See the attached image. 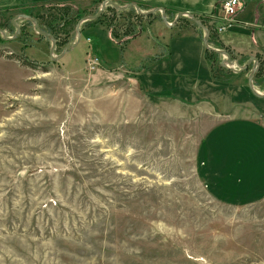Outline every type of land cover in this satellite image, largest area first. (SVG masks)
I'll use <instances>...</instances> for the list:
<instances>
[{
  "label": "rangeland",
  "instance_id": "rangeland-1",
  "mask_svg": "<svg viewBox=\"0 0 264 264\" xmlns=\"http://www.w3.org/2000/svg\"><path fill=\"white\" fill-rule=\"evenodd\" d=\"M7 7L2 24L1 14L19 12ZM121 11H105L115 28L92 22L112 37L149 20L134 7ZM18 24L27 37L0 41V264H264V193L213 191L201 159L205 125L173 98H146L133 68L108 65L85 40L68 50L69 65L46 55L40 68H25L5 46L26 55L42 36ZM176 25L196 29L189 16ZM123 39L112 37L118 48Z\"/></svg>",
  "mask_w": 264,
  "mask_h": 264
},
{
  "label": "crops",
  "instance_id": "crops-1",
  "mask_svg": "<svg viewBox=\"0 0 264 264\" xmlns=\"http://www.w3.org/2000/svg\"><path fill=\"white\" fill-rule=\"evenodd\" d=\"M102 1L0 0V7L8 6L5 8L8 11L17 7L19 12L15 15H20L24 14V9L37 11L44 5L64 3L88 10L92 6H101ZM113 1L118 5L136 2L145 7L162 6L168 21H174L180 11H190L199 20L205 17L216 29L224 0ZM243 2L237 17L239 23L220 34L213 28V37L232 51L233 62L241 69L248 66L236 71L224 67L225 58H221V66L226 71L216 76L212 73V58L207 55L204 45L205 31L194 21L196 29L193 25L178 27L176 24L170 29L162 16H155L157 11L151 13L153 16L149 17L146 26L143 25L140 33L125 46L122 57L108 28L92 25L81 30V40L97 45L108 65L116 66L124 61L136 71L137 87L146 98L147 95L149 99L155 96L173 98L179 103L176 110L185 113V118H195L205 125L201 158L205 181L221 197L231 199H251L264 193V79L253 78V86L260 95L252 91L248 81L253 68L249 59L264 54V0ZM182 17L177 22H181ZM95 28L98 31H94ZM173 32H183V35L173 36ZM50 42L52 44L48 37H38L36 43L26 49V55L32 61L45 62L44 56L50 57ZM35 45H39L38 51L34 50ZM11 47L5 46L13 53L21 54L20 49ZM107 49L114 51L112 58ZM66 54L63 59L69 65L70 58L65 57Z\"/></svg>",
  "mask_w": 264,
  "mask_h": 264
},
{
  "label": "trees",
  "instance_id": "trees-1",
  "mask_svg": "<svg viewBox=\"0 0 264 264\" xmlns=\"http://www.w3.org/2000/svg\"><path fill=\"white\" fill-rule=\"evenodd\" d=\"M48 8H49V10L46 13H44V14H42V12H40V11L39 12L38 11L37 12H33L32 10L29 11V13L36 18V21H37L39 27L43 31H46V32H48V33H50L51 35L54 36V38L56 39V42H57L56 50H58V49L63 50L65 48V46H67L68 44L73 42V40L75 39L76 32H75V34L73 32L74 26L86 14V12L81 10V9H79V8H77V7H75L74 5H71V4H68V3L48 5ZM140 8L142 10H147L150 7H145V6L140 4ZM107 10H112V11H114V13L118 12V10L115 7H113V6H107L105 11L107 12ZM105 11H103V13L97 18V20L99 22L103 21L107 25L112 26V20L106 18ZM152 16H153V14L141 15V14H137L136 13L135 18L139 19V17H140L141 19H144V18L147 19L148 17H152ZM200 20L204 24H206L208 26V28L210 29V38L209 39H210V43H211L213 41L214 29L208 23V20H206L204 18H201ZM92 21L93 20L85 21L81 25V30H83V28L86 27V26L94 25V23ZM139 21L141 22V20H139ZM6 23L8 25L9 31H11V29L13 31H15V27L12 24L11 19H8ZM140 25L141 24L133 25L124 34H118V36H113L115 34L114 33L115 31H113V33H114L112 35L113 39H116L117 37L120 38L121 35H123L124 38H125L119 44V49H120L121 53L125 49V43L129 42L132 38H135L140 33L139 32L141 30V28H140L141 26ZM1 26H2V24H1ZM115 26L116 25H113L112 28L113 27L115 28ZM67 27H69L72 30L71 34H69V30H66ZM136 28L140 29V30H138V32H137ZM59 29L62 30V33H66L67 36L63 37L61 35L62 33H60V31H58ZM23 33L25 34V37H27L26 33L24 32V27H23L22 34ZM2 40H3V38H2V36L0 34V41H2ZM123 45H124V47H123ZM27 47H28V45L26 43H24L23 49H25ZM217 47L218 48H224L230 54H232V51L228 47H225L222 43H219L217 45ZM207 55H210L211 58H212V73L214 74V76L220 75V73L226 71V69L221 66V60L218 59L219 58L218 57L219 54L207 50ZM8 57L11 58V59L17 60L22 66L27 67V68L36 69L37 67L38 68L41 67V65H39L35 61L30 60L25 54L16 55L14 53H11V54L8 55ZM259 60H260V69L256 73V78L257 77L258 78H264V56L259 55Z\"/></svg>",
  "mask_w": 264,
  "mask_h": 264
},
{
  "label": "water",
  "instance_id": "water-1",
  "mask_svg": "<svg viewBox=\"0 0 264 264\" xmlns=\"http://www.w3.org/2000/svg\"><path fill=\"white\" fill-rule=\"evenodd\" d=\"M110 5V6H113L115 7L116 9L118 10H125L127 8H130V7H134L136 10H137V13L141 14V15H148V14H151V13H154L156 11H160L161 12V16H162V19L163 21L168 25V26H174L176 24V22L180 19V17L182 16H189L199 27H201L202 29H204L205 31V35H204V45L206 47L207 50L209 51H212V52H215L217 54H221L223 56H225L223 59V62H222V65L226 68H230L229 67V64H233V60L231 58V55L226 51V50H223V49H219V48H215L213 47L210 42H209V38H210V29L208 28V26H206L201 20L198 19V17L196 15H194L193 13H191L190 11H180L175 20L170 23L168 20H167V13H166V9L162 6H156L152 9H149V10H142L140 8V5L136 2H129L127 4H124V5H118L116 4L115 1L113 0H103L101 2V6L99 8V10L93 14V15H87V16H83L77 23V26H76V39L75 41H73L72 43L68 44L67 46H65V48L63 49V51L61 52V54L55 56L54 55V51H55V48H56V40L54 38V36H52L50 33L46 32V31H43L36 19L30 15H26V14H20V15H15L12 17V23L13 25L15 26L16 28V31L14 33L13 36H8L6 34V31L3 30L2 28H0V32L2 33L4 39L6 40H12L14 38H16L18 36V34L21 32V26L18 24V20L20 19H29L33 25L36 27V30L37 32L42 35V36H45V37H49L51 40H52V47H51V50H50V56L52 59H59V58H62L65 53H67V51L75 46H77L79 44V42L81 41V25L83 22L85 21H88V20H94V19H97L102 13L103 11L106 9V7ZM249 63H253V68L251 70V73L249 75V86L250 88L252 89V91L257 94V95H260L256 89L254 88L253 86V77L255 75V73L257 72V70L259 69V62H258V58L257 57H251L249 59ZM248 63V64H249ZM248 65H245V67L243 69H238L236 71H242L244 70Z\"/></svg>",
  "mask_w": 264,
  "mask_h": 264
},
{
  "label": "built area",
  "instance_id": "built-area-1",
  "mask_svg": "<svg viewBox=\"0 0 264 264\" xmlns=\"http://www.w3.org/2000/svg\"><path fill=\"white\" fill-rule=\"evenodd\" d=\"M243 6V0H224L221 7L220 23L216 27V32L220 34L238 24L239 21L237 17L243 9ZM92 67L94 68L95 65ZM229 67L233 70L240 69L239 65L234 62L233 64H229Z\"/></svg>",
  "mask_w": 264,
  "mask_h": 264
},
{
  "label": "flooded vegetation",
  "instance_id": "flooded-vegetation-1",
  "mask_svg": "<svg viewBox=\"0 0 264 264\" xmlns=\"http://www.w3.org/2000/svg\"><path fill=\"white\" fill-rule=\"evenodd\" d=\"M6 11H8V10H6ZM24 14H29L30 16H32V17H34L33 15H31L29 12H23ZM35 18V17H34ZM1 19H2V21H6V19H9V18H6V15L3 13V14H1ZM26 21H27V23H29V24H33L29 19H26V18H24ZM36 19V18H35ZM11 22H12V19H11ZM1 24L2 23H0V28H2L3 30H5L6 31V34L8 33V31H9V28H8V25H7V23L6 22H4L3 24H2V26H1ZM13 24V23H12ZM24 28H26L25 27V25H22ZM23 27H21V32L23 31ZM16 29V28H15ZM16 31V30H15ZM20 32V33H21ZM24 32L28 35V33L26 32V30H24ZM0 34H1V36H2V38H3V40H6V39H4V37H3V35H2V33L0 32ZM8 35V34H7ZM40 36H42V35H40ZM53 36V35H52ZM42 37H45V36H42ZM49 38V37H48ZM51 40V39H50ZM56 40V39H55ZM52 41V40H51ZM28 45V44H27ZM56 46H57V42H56ZM52 47V46H51ZM55 51H56V48H55ZM9 52V54H11V53H13L12 51H8ZM15 54V53H14ZM230 54V53H229ZM19 55H21V54H19ZM221 55V54H220ZM231 55V54H230ZM263 56H264V54H263ZM225 57V56H224ZM231 58H233L232 57V55H231ZM258 58V62H259V69H260V60H259V57H257ZM233 60V59H232ZM253 64V63H252ZM258 69V70H259ZM257 70V71H258ZM257 73V72H256ZM256 73H255V75H254V77H256ZM253 77V78H254ZM264 79V78H263Z\"/></svg>",
  "mask_w": 264,
  "mask_h": 264
}]
</instances>
